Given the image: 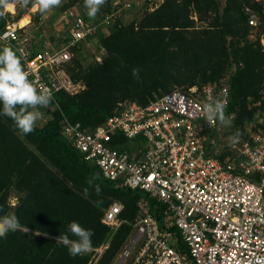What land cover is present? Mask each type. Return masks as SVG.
Listing matches in <instances>:
<instances>
[{"label": "trees", "instance_id": "16d2710c", "mask_svg": "<svg viewBox=\"0 0 264 264\" xmlns=\"http://www.w3.org/2000/svg\"><path fill=\"white\" fill-rule=\"evenodd\" d=\"M252 1L225 0L223 5L219 0H163L138 20L125 24L123 18L114 19L106 31L98 26L87 41L72 48L73 58L66 67L70 77L77 81L69 68L73 63L81 66L84 43L96 39L100 48L105 49L102 64L82 73L86 85L83 91L76 95L59 91L48 105L47 123L36 124L27 135L14 127L11 118L0 116V215L12 212L22 225L33 231L9 232L0 238V264H87V256L83 253L71 256L56 238L67 233L71 239H77L67 228L70 222L76 221L92 231V246H101L111 231L102 218L114 197L123 205L121 218L127 223L117 230L99 264H111L118 258L122 246L134 232L137 219L145 213L157 218L163 216V204L141 190H130L120 182L104 178L96 164L84 159L62 134L64 115L92 131L116 114L123 102L147 105L176 86H184L187 89L182 90L186 92L193 86L201 89L224 81L225 73L234 67L226 83L230 87L231 103L225 116L232 122L239 119L244 123L252 120L257 112L264 114L261 101L264 64L252 45L242 46L256 28L249 25L246 13ZM7 2L10 3L0 0V31L6 28L3 9ZM21 2L26 9L37 4V0H28L27 5L24 0ZM253 6L263 10L259 1H254ZM17 11L15 21L26 13L20 8ZM103 18L96 17L91 25H97ZM261 24L258 28L264 32ZM70 39L65 37L64 44ZM4 46L0 43V48ZM27 48L32 54L38 50ZM155 91L162 93L154 97ZM218 127L221 130L220 121ZM220 130L206 131L208 153L217 154L222 161L229 154L238 156L230 148L219 153ZM126 145L125 139L118 136L115 146L127 150ZM16 178L26 188V194L19 206L12 209L8 194L1 195V192ZM96 185L100 187L99 193ZM144 206L146 210L142 213Z\"/></svg>", "mask_w": 264, "mask_h": 264}, {"label": "built area", "instance_id": "2783aa9c", "mask_svg": "<svg viewBox=\"0 0 264 264\" xmlns=\"http://www.w3.org/2000/svg\"><path fill=\"white\" fill-rule=\"evenodd\" d=\"M246 13L249 25L258 27V12L248 6ZM114 19L108 14L92 26L75 14L71 39L61 49L46 43L32 54L21 41L19 23L0 31V43L18 53L37 90L50 91L55 100L59 91L76 95L85 89L66 70L72 48L87 41L98 26L109 28ZM261 42L264 46V33ZM214 101L226 102L227 112L228 84L193 86L189 92L177 88L147 105L125 103L92 131L63 116V136L99 167L104 178L141 190L165 206L161 218L145 213L134 222V232L119 255L121 262L264 264V135L242 142L233 158L222 161L210 155L206 131L220 130L219 119L208 120L204 105ZM120 135L126 143L139 140L143 145L135 154L120 150L115 146ZM122 211L121 203H113L102 222L118 230L127 223Z\"/></svg>", "mask_w": 264, "mask_h": 264}, {"label": "rangeland", "instance_id": "374dc122", "mask_svg": "<svg viewBox=\"0 0 264 264\" xmlns=\"http://www.w3.org/2000/svg\"><path fill=\"white\" fill-rule=\"evenodd\" d=\"M224 5L225 0H219ZM254 1H259L262 3L263 10L257 9L254 5ZM10 3L15 5V13H11L7 11L6 4H4L3 14L5 15L6 27L8 25H13L19 23L20 19L25 16H29L30 22L24 28H21L20 38L21 41L25 44L26 47H35L39 48L40 44H44L45 42L50 43V45L55 47L56 49L63 48L65 37L70 36V23H73V17L77 13H81L86 21L91 25L94 24V19L105 17L108 14H113L115 19H124V23H130L132 20L140 19L146 11L155 9L158 5H160L163 0H105L104 4L101 5L99 12L95 17H89L87 15V10L85 8L84 0H61L58 6H54L52 9L47 11L46 13H41L38 9L37 4H34L32 7L26 9V7L22 4L21 0H9ZM126 4H131V8H123ZM250 5L258 10L259 14V26L264 25V0H253ZM26 10V13L18 20L15 21L14 16L18 12V9ZM40 12V13H39ZM88 19V20H87ZM195 19H197L195 17ZM258 26V27H259ZM258 27L251 32L248 42L244 45H252L254 49L259 51V57L261 59V64H264V46L261 42V36L264 33L262 29L260 30ZM102 31H106L108 28L102 27ZM38 31V34L36 32ZM46 44V43H45ZM84 55L80 58L81 66L76 65L75 63L70 65L69 72L71 76L76 79L80 84L84 85L85 83L81 77L82 73L97 64H102L106 53L104 54L101 51L100 44L96 40L95 42L90 41L88 43H84ZM98 58H101L98 60ZM242 66H245L244 62H241ZM235 70V67H234ZM228 70L224 75V81L210 83L211 86H221L231 79V72ZM196 87V86H194ZM198 87V86H197ZM183 89L186 90L184 86H176L174 89ZM162 92H154V97L158 96ZM243 94V93H242ZM261 94V93H260ZM262 97V95H261ZM261 101L263 102L262 98ZM259 101V102H261ZM258 102V103H259ZM125 102H123L124 104ZM127 103V102H126ZM48 106L41 107L39 110L44 113L43 118L37 121V125H44L49 120L48 114ZM259 110V109H258ZM236 116L238 118V113ZM264 135V114L257 112L255 117L252 120L245 121L244 123H240L239 119L236 122H232L231 126H225L222 124L221 130L219 132V139L217 144V149L219 153L224 151H228L230 148L231 151H236L239 154L238 149H240V144L245 141L253 142L258 136ZM127 149L130 151V154H135L140 146L143 145L142 141L132 140L127 142ZM236 146V148H234ZM235 153V154H236ZM231 155L229 154L226 159H228ZM235 156H232V158ZM8 194V204L12 209H15L21 203V198L26 194V188L23 184L20 183V179H15L9 186H6L1 195ZM111 203L119 202V199L114 197L110 199ZM110 203V204H111ZM146 207L144 206V210L141 209L142 213H145ZM12 213V212H10ZM8 213V214H10ZM141 213V214H142ZM28 232H33L29 229ZM117 230L110 231L106 241L99 247L92 246V250L89 252L83 253L84 256L89 258L87 264H99L101 262L102 256L104 252L112 245V241L114 240L115 234ZM127 243L122 246L121 253L125 250ZM121 259L116 258L111 264H130V260H125L124 262L120 261Z\"/></svg>", "mask_w": 264, "mask_h": 264}, {"label": "clouds", "instance_id": "9594fccd", "mask_svg": "<svg viewBox=\"0 0 264 264\" xmlns=\"http://www.w3.org/2000/svg\"><path fill=\"white\" fill-rule=\"evenodd\" d=\"M61 0H37L41 13H46ZM105 0H84L87 15L95 17ZM27 5L28 0H24ZM52 100L48 90L38 91L35 84L28 79V73L23 69L21 57L9 46L0 48V116H7L13 121L14 127L23 135L31 133L37 121L43 118L44 113L39 110L47 107ZM226 102L214 101L204 105L208 120L218 118L225 126H231V119L225 116ZM96 192H100L96 185ZM87 191V190H85ZM68 233L77 239H71L66 234H60L56 242L67 247L71 256H76L92 250V231L82 227L78 222L68 224ZM28 232L27 226L22 225L14 213L0 215V238L9 232ZM40 233H37L39 235ZM47 235V233H45Z\"/></svg>", "mask_w": 264, "mask_h": 264}, {"label": "bare ground", "instance_id": "6f19581e", "mask_svg": "<svg viewBox=\"0 0 264 264\" xmlns=\"http://www.w3.org/2000/svg\"><path fill=\"white\" fill-rule=\"evenodd\" d=\"M6 9L7 11H10V12H14L15 11V6L13 3H8L7 6H6ZM29 24V17L28 16H25L23 17L22 19H20L19 21V25H21V27H25Z\"/></svg>", "mask_w": 264, "mask_h": 264}, {"label": "crops", "instance_id": "0c3cea01", "mask_svg": "<svg viewBox=\"0 0 264 264\" xmlns=\"http://www.w3.org/2000/svg\"><path fill=\"white\" fill-rule=\"evenodd\" d=\"M6 6H7V4H6ZM14 6H15V5H14ZM9 12H10V11H9ZM11 13H15V11H14V12H11ZM28 17H29V16H28ZM29 22H30V18H29ZM45 43H47V42H45ZM45 43H44V44H45ZM44 44H40L41 47H39V48H42ZM63 45H65V44H63ZM39 48H38V49H39Z\"/></svg>", "mask_w": 264, "mask_h": 264}]
</instances>
